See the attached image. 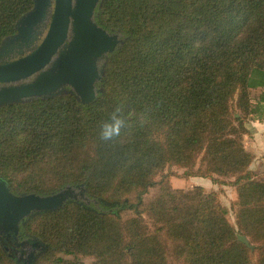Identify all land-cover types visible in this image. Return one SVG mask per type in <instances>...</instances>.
Returning <instances> with one entry per match:
<instances>
[{
	"label": "trees",
	"instance_id": "obj_1",
	"mask_svg": "<svg viewBox=\"0 0 264 264\" xmlns=\"http://www.w3.org/2000/svg\"><path fill=\"white\" fill-rule=\"evenodd\" d=\"M32 7L0 0V44ZM95 20L123 38L103 93L88 104L65 94L0 108V176L12 193L84 186L97 202L66 201L21 223L23 243L46 246L33 264H77L60 254L93 264H264V179L249 171L243 145L246 121L264 118V93L255 103L250 94L256 72L264 88V0H102ZM117 108L126 126L106 141L102 125ZM173 166L214 184L232 179L236 228L218 192L173 190ZM123 209L134 215L121 218ZM2 243L0 264H15Z\"/></svg>",
	"mask_w": 264,
	"mask_h": 264
},
{
	"label": "water",
	"instance_id": "obj_2",
	"mask_svg": "<svg viewBox=\"0 0 264 264\" xmlns=\"http://www.w3.org/2000/svg\"><path fill=\"white\" fill-rule=\"evenodd\" d=\"M32 1V9L16 21L15 33L0 44V59L16 57L0 63V108L65 94L73 95L81 104L92 102L104 91L109 55L123 44L119 31H107L95 20V10L102 0ZM79 199L87 201L83 186L65 187L50 195H17L0 176L1 238L12 244L25 219L56 211L66 201ZM6 220L12 222L14 233L5 230ZM238 239L248 246L245 237ZM13 249L7 248L8 253ZM45 249L40 241L22 249L28 257L26 264H33L37 253ZM11 258L16 264H25L24 255L18 252Z\"/></svg>",
	"mask_w": 264,
	"mask_h": 264
},
{
	"label": "rangeland",
	"instance_id": "obj_3",
	"mask_svg": "<svg viewBox=\"0 0 264 264\" xmlns=\"http://www.w3.org/2000/svg\"><path fill=\"white\" fill-rule=\"evenodd\" d=\"M39 42L40 41H38L36 44H38ZM14 58H16V57H13L12 55L3 56L0 59V63L7 62V61L12 60ZM104 71H105V68H104ZM246 122H247L246 123V127L248 128L249 132H248L247 135H244V137H243V145H244L245 149L250 151L251 155L253 156V160H251V163H250L251 165H250V167L248 169H249V171H251L252 174H256L258 177H262V179H264V157L262 159L261 158H257L256 153H254L253 150H250L248 148L247 141H249L248 136H250V123L252 121L248 120ZM184 172H185L184 169L178 168V167H175V166L165 169V173H170L171 174L169 176V184L171 185L172 189L173 190L190 191V190L196 189L198 187H202L206 193L217 194V192H218L222 204L228 210L227 219L231 223V225L236 228L235 204L237 202V193H236L235 187L230 185L232 179L226 180L225 181V183H226L225 185H219V184H214L209 178L204 179L202 177H186V176H184ZM84 190H85V187H84ZM158 194H159L158 187H155L153 189H150L148 194L143 196L141 200L144 203H148V202L152 201L155 197H157ZM85 195L87 197V201L88 202L87 201H83L81 199H79L78 201H75V202H78V203H80L82 205H87V206H90L92 202L94 204H97V202L95 200H92L91 198L88 197L86 192H85ZM127 201L130 204H134V203L137 202V200L134 197L128 199ZM120 212L122 214L121 218H123V219L129 218V217L134 215V213H132L131 211L126 210V209L120 210ZM32 218H34V216L25 219L26 221L24 220V222L25 223L30 222V220ZM239 236H243V235L238 233L237 239H238ZM243 237H245V236H243ZM245 238H246L247 243H248L247 247H249L252 250V252H254L255 251L254 247L256 246V244L250 243L248 238L247 237H245ZM238 241H239V239H238ZM39 253L40 252L37 253L36 257L38 256ZM256 254H257V252H255V256H256ZM58 256L61 257L62 259L73 260L77 264H93L94 263L93 257H89V256H76L75 258L72 255L60 254ZM36 257H35V259H36ZM255 258L256 257H254V261H255ZM35 259H34V261H35ZM252 264H255V263H252Z\"/></svg>",
	"mask_w": 264,
	"mask_h": 264
},
{
	"label": "crops",
	"instance_id": "obj_4",
	"mask_svg": "<svg viewBox=\"0 0 264 264\" xmlns=\"http://www.w3.org/2000/svg\"><path fill=\"white\" fill-rule=\"evenodd\" d=\"M252 88L250 90L253 103L264 93L261 85V75L259 72L253 74L251 78ZM247 141L248 148L256 153L257 158L264 157V118L263 120H255L250 123V136ZM257 162V161H256Z\"/></svg>",
	"mask_w": 264,
	"mask_h": 264
},
{
	"label": "clouds",
	"instance_id": "obj_5",
	"mask_svg": "<svg viewBox=\"0 0 264 264\" xmlns=\"http://www.w3.org/2000/svg\"><path fill=\"white\" fill-rule=\"evenodd\" d=\"M126 126V121L121 115V109L117 108L110 116L109 121L102 125L101 138L112 140L119 137L122 129Z\"/></svg>",
	"mask_w": 264,
	"mask_h": 264
},
{
	"label": "flooded vegetation",
	"instance_id": "obj_6",
	"mask_svg": "<svg viewBox=\"0 0 264 264\" xmlns=\"http://www.w3.org/2000/svg\"><path fill=\"white\" fill-rule=\"evenodd\" d=\"M98 87L100 85H97ZM20 225V224H19ZM3 226L5 227V230L9 233V234H12L14 233L15 229L13 227V224L10 220H6L4 221L3 223ZM5 246L7 248L11 247V246H14V249L12 250V252L10 253L11 256L15 255L16 252H18L20 255H24V263L26 264L27 263V260H28V257L26 256V251H21L22 249H24L25 247H29L30 244L29 243H23L20 239H19V233H18V237H17V241L16 242H13L12 244L9 243L7 240H6V243H5ZM16 246V247H15Z\"/></svg>",
	"mask_w": 264,
	"mask_h": 264
}]
</instances>
